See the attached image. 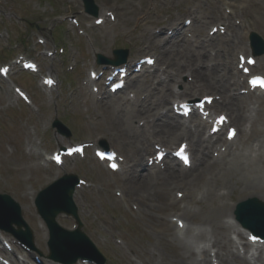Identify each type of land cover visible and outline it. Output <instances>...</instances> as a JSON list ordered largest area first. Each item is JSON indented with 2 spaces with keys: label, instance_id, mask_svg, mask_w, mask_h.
<instances>
[{
  "label": "rangeland",
  "instance_id": "obj_1",
  "mask_svg": "<svg viewBox=\"0 0 264 264\" xmlns=\"http://www.w3.org/2000/svg\"><path fill=\"white\" fill-rule=\"evenodd\" d=\"M94 3L102 10L103 7L111 10L115 21L108 26H91L93 18L83 12L81 0H0V34H2L0 62L7 61L16 52L29 51L30 45L35 43L36 34L46 39L48 50H54L58 46L63 47L64 50L63 53L55 54L53 62L49 59H44V62L41 58L38 60L43 66L44 73H48V68H51L49 71L59 81L57 89L45 93L36 85L37 76L17 74L15 81L32 96V106L18 100L10 89H6L8 86L0 81V193L9 194L20 204L23 219L33 232L35 251L38 254L32 252L30 257L22 256L19 247L12 244L13 236L2 230H0V238H2L0 240L4 239L12 244L17 251L15 258L18 261L33 263V256H36L43 264H53L47 258V229L44 231L39 226L40 219L35 212L33 198L40 188L53 179L64 173H74L92 183L90 187L79 188L73 198L82 230L105 257V264H163L166 259L161 257L166 258V254L171 252L170 246L174 248L166 220L169 210L161 209L162 206L156 200L144 203L141 212L126 205L114 194V190H118L121 186L119 182L121 176L111 174L97 164L92 158L91 149L87 151L84 159H66L61 168L52 164L42 166V155L58 149L61 145L89 140L98 143L105 140L109 147L118 148V143H111L102 137L106 124L104 110L96 106L95 101H98L82 85L83 80L88 76L87 68L92 63L96 64V53L113 57L114 48H127L128 61L136 53L157 54L152 46L148 47L150 29L167 26L166 24L172 22H182L187 17L192 18L189 12L196 10L198 18L205 22L204 33H207L211 25L226 23L227 20L233 22L236 18L241 20V24L242 22L245 24V27L232 24L238 27L241 38L229 44L230 52L223 42V53H226L223 55L225 57L223 66L229 65L232 61L235 62L238 47L245 46L249 31L256 32L264 39V0H94ZM225 7L233 10L234 17L229 16V19H225ZM71 15L77 16L80 28L72 27L64 20ZM58 19L62 28L56 27ZM78 29L83 33H78ZM57 35L61 38L60 41H57V38L53 39ZM226 35L222 34L219 37L223 40L226 38L227 42L234 37L230 34ZM14 43L17 44L16 50L11 48ZM190 44L192 49L200 53L205 51V57L202 58L205 64L209 63L206 53L212 57H215L214 53H218V49L214 46L200 47L194 41ZM161 45H164L163 41ZM195 56L198 64L196 65L201 69L197 59L199 55ZM260 57H264V53L259 55ZM181 59L185 60L176 55L174 61L177 60L176 62L179 61L180 64L183 61ZM219 65L222 67L221 62ZM70 66L72 69L67 72L66 68ZM254 70L264 72V61L262 66L259 65ZM169 71L170 78L175 77V82L173 83L172 79L165 85H172L176 90H181L190 80L186 73L176 76L173 73L176 70ZM214 78L213 75L210 76V79ZM229 80V76L225 78L226 88ZM71 94L74 97H68ZM154 99L155 97L151 95L150 100ZM55 117L70 129V137L57 133L51 127ZM139 117L141 116L134 117L133 124ZM261 117L264 121V112ZM155 121H159L158 118ZM147 127L150 129L153 126ZM27 141L32 144L29 148L33 152L35 150L34 153H27ZM177 143L178 141L174 145ZM257 144L258 142H253L252 147L258 149ZM136 170L137 174L145 175L143 166ZM171 210H178V205ZM56 221L64 228H69L73 224L72 219L63 215H58ZM188 224L194 227L198 225L193 221H188ZM163 233L165 239L160 240L158 235ZM78 264L83 263L78 262Z\"/></svg>",
  "mask_w": 264,
  "mask_h": 264
},
{
  "label": "bare ground",
  "instance_id": "obj_2",
  "mask_svg": "<svg viewBox=\"0 0 264 264\" xmlns=\"http://www.w3.org/2000/svg\"><path fill=\"white\" fill-rule=\"evenodd\" d=\"M193 15L194 22L191 31L196 34L190 39L183 33L177 32L171 39L164 38V29L159 32L150 29L148 32V46H152L154 52L157 53L156 60L162 70L159 72L158 82L169 76L171 73L169 70H176L173 73L177 75L186 73L192 77L193 82L186 83L182 91L178 92V90L167 88V85L165 86L162 82L159 83L158 91L154 90L157 87H154L152 91L153 79L150 80V77L146 75L128 80V88L132 90L130 92L134 96L126 95L127 105L122 104L118 98L114 97H107L103 102L95 101L96 106L104 110L106 118L102 137L111 143H118V149L124 158L122 172L125 173H122L119 182L125 201L132 199L138 205L144 206V203L156 200L162 206L161 209L170 210V207L179 203L175 197H170V192L176 189L177 192L184 191L185 203L178 210V217H181L184 222L183 227L179 229L175 226V229H172L174 248L170 246L171 252L166 254V258L161 257L166 259L163 264H210L211 259L207 258L210 246L213 248L216 261L220 264H251L246 255H240L237 252L236 246L231 241V233H236L241 245L248 244L244 238V231L230 218H233L232 213L237 201L255 198L260 203L264 202V121L261 117L264 112V98H258L262 100V105H258L261 108H254L250 107V99L249 105H245L233 95L227 94L230 89L226 88L225 78L229 75V68L219 67V62H224L223 53L218 51L215 57H210L206 53L209 63L205 64L202 60L203 56L205 57V51L200 53L198 50L192 49L190 44L191 41H194L200 47L214 46L219 50L222 48L221 43L224 42L230 52L229 44L241 38L237 27L229 28L230 35L234 36L230 42H227L226 38L225 41H222L218 35L205 34L204 23L196 17L197 14L193 13ZM176 31L178 30L176 29ZM201 37L207 39L206 44L200 41ZM161 41L165 43L164 47H161ZM241 50H246V47ZM171 54L172 56H169ZM196 54L199 55L197 59L201 69L197 66ZM176 55L185 58V60L180 64L177 63L174 61ZM260 60L263 61L264 57ZM143 74H146V71L139 76ZM211 75L215 78L210 79ZM207 90L215 91L224 103V105H220L218 102H214V107L236 113L238 138H243L239 145L236 137L227 143L217 136L216 140H220L221 145L227 143V147L216 158L210 156V148L214 142L203 139L198 128L191 132L180 123L176 116L168 113V104L173 98ZM152 94L155 95L154 100H150ZM132 105L133 107H131ZM239 108H244L242 114L237 113ZM138 116L141 117L136 120V123L144 121L145 125L144 123L142 126L133 124L134 117ZM156 118L159 121H155ZM247 122L250 127L249 131L243 128V124ZM149 125L153 127L148 129ZM184 137L190 140V150L194 155L193 158L196 159V163L193 162L189 169L167 164L164 169L155 171L152 169L151 173L146 175L136 173V169L142 166L146 155L154 147L153 140H155V144L162 143L165 146L179 139L184 140ZM252 141L258 142V149L252 148ZM249 200L242 202L239 214L248 223L254 225L259 233L264 234V209L247 204ZM138 210L141 212L140 207ZM10 217L9 212L4 210L0 214V222L3 223ZM187 221H193L198 225L192 227L185 223ZM38 223L44 230L42 221L39 220ZM163 230L166 232L165 228ZM57 233L58 231H55V234ZM164 237L165 233L158 235L160 240L165 239ZM59 238L61 236H58ZM200 244L201 246H199ZM256 261L258 264H264V258L260 252L256 255Z\"/></svg>",
  "mask_w": 264,
  "mask_h": 264
},
{
  "label": "water",
  "instance_id": "obj_3",
  "mask_svg": "<svg viewBox=\"0 0 264 264\" xmlns=\"http://www.w3.org/2000/svg\"><path fill=\"white\" fill-rule=\"evenodd\" d=\"M55 124H56L58 127H61L57 121L55 122ZM57 195H62L60 189L57 191ZM61 198H62V196H61ZM255 205H256L257 207H261V208L264 209V204L258 203V202L256 201V204H255ZM57 208H59V206H50L49 209H48V211H47V210L44 208V206H42V205L40 206V210L43 212L44 217L46 218L47 222H48L52 227L54 226V223H53V220H52V216H53V214L56 212L55 210H56ZM49 214H50V215H49ZM242 223H243L246 227H249L250 229H252V230L258 232V230L255 228V226L252 225V224H250V223H248L246 220H242ZM58 236H60V234H59V233L55 234V231L53 230L52 235H51L50 246H51L52 253H53L52 255H53L56 259H62V258H61V254L58 253L56 250H57L58 248H60V250H61V249H64V248L66 247L67 244L65 243L64 240H60V239H58ZM26 241H27L29 244H31V237L27 235V236H26Z\"/></svg>",
  "mask_w": 264,
  "mask_h": 264
},
{
  "label": "snow or ice",
  "instance_id": "obj_4",
  "mask_svg": "<svg viewBox=\"0 0 264 264\" xmlns=\"http://www.w3.org/2000/svg\"><path fill=\"white\" fill-rule=\"evenodd\" d=\"M221 119H223V118H221ZM113 167H115V165Z\"/></svg>",
  "mask_w": 264,
  "mask_h": 264
}]
</instances>
